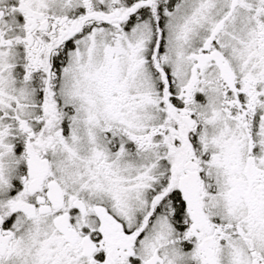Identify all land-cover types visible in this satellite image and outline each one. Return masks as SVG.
Wrapping results in <instances>:
<instances>
[{
  "label": "snow or ice",
  "instance_id": "obj_1",
  "mask_svg": "<svg viewBox=\"0 0 264 264\" xmlns=\"http://www.w3.org/2000/svg\"><path fill=\"white\" fill-rule=\"evenodd\" d=\"M0 264H264V0H0Z\"/></svg>",
  "mask_w": 264,
  "mask_h": 264
}]
</instances>
